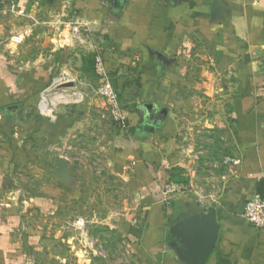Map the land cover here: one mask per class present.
Listing matches in <instances>:
<instances>
[{
    "label": "crops",
    "instance_id": "1",
    "mask_svg": "<svg viewBox=\"0 0 264 264\" xmlns=\"http://www.w3.org/2000/svg\"><path fill=\"white\" fill-rule=\"evenodd\" d=\"M18 7L0 15V115L17 118L1 131L17 126L20 156L55 169L28 201H0V264H93V253L65 231L75 191L69 170L60 176L56 166L59 143L94 122L91 108L60 111L53 123L36 110L45 79L87 77L90 58L110 74L126 118L108 148L134 197V216L117 221L122 242L141 264H190L176 229L214 209L219 237L206 264H264V229L242 216L248 201L264 197V0H18ZM29 132L39 148L24 147ZM16 143L1 147L17 154ZM202 144L218 165L208 173L196 163ZM228 157L239 165H225ZM175 169L187 181L176 183L181 190L168 205L163 193Z\"/></svg>",
    "mask_w": 264,
    "mask_h": 264
},
{
    "label": "rangeland",
    "instance_id": "2",
    "mask_svg": "<svg viewBox=\"0 0 264 264\" xmlns=\"http://www.w3.org/2000/svg\"><path fill=\"white\" fill-rule=\"evenodd\" d=\"M5 12L17 15L19 7L15 10L10 1L0 0V15ZM78 25L77 22H74L75 32H82L83 29ZM90 59L92 60V58ZM91 60H89L90 66L92 65ZM92 71L97 78L91 74ZM89 72L87 77H75L67 72H59L41 83L37 96L36 110L38 113L40 94L43 91L50 92V97L58 93L68 100L67 95L76 93L78 97H73L71 100L73 102L61 103L56 112L58 114L60 111L73 113L78 107H90L89 112L94 120V122H90V126L80 127L63 144L59 143V155L63 156L67 163L75 191L72 204L64 208L66 214H63L62 217L67 223L65 231L75 238L78 246L85 247L87 251L93 253V264H141L138 256L133 254L122 242L116 229L119 219L127 220L134 216V197L129 192L119 170L113 166L109 155V142L115 133L117 122L112 117L109 106L95 91L99 84L97 66L94 65V69ZM62 76H69L70 80L64 79L52 87L53 78ZM97 100L100 101L99 104H94V102L97 103ZM40 118L49 123L54 122L49 118L41 116ZM86 118L82 119L81 117L77 122L84 121ZM7 120L12 122L17 118L8 113L4 116L0 115V153L5 155V159L0 161V172L1 170L6 172L4 174L6 177L0 178V201L14 199V202L19 204L36 196L39 188L50 182L55 167L54 163H51L47 168L43 166L41 168L39 162L25 161V158L20 156L24 148L23 146L19 148L18 145L17 137H20L18 127L13 125L10 131H6L7 135L1 131V125ZM31 135L33 136L29 132L21 139L24 141V147L27 149L39 148L43 142L35 141ZM15 136L16 138H14ZM14 139L15 143L17 142L15 150L17 149L18 152L16 151L17 154L13 153L12 155V151L2 148L1 143L10 145ZM58 140L60 141V139ZM200 146L199 151L196 150V153H199L196 158L197 165L201 164V167L207 171L206 173L209 170H216L218 165L214 162L211 154L206 151V145ZM29 217L32 222L34 218ZM79 221L85 222L84 226L78 225ZM29 229H31V223L30 228L27 227V230Z\"/></svg>",
    "mask_w": 264,
    "mask_h": 264
},
{
    "label": "built area",
    "instance_id": "3",
    "mask_svg": "<svg viewBox=\"0 0 264 264\" xmlns=\"http://www.w3.org/2000/svg\"><path fill=\"white\" fill-rule=\"evenodd\" d=\"M10 1V4L12 5L13 9H18V0H8ZM76 30V27H74ZM97 73L99 76V84L96 88L97 95L102 98L106 104L109 106L112 117L115 119L117 124L122 125L125 123V116L123 114V108L120 103V96L115 88V85L113 84L110 74L106 71L104 65L102 62H98L97 64ZM64 79L70 80L69 76H62V77H55L52 80V87L56 86L57 82L64 81ZM78 87V84H77ZM50 92L43 91L40 94V100L38 104V113L43 118H49L52 121H56L58 118V106L61 103H69L73 102L71 101L73 97L77 98L78 94L73 93L67 95L69 100L58 93H55L53 97H50ZM224 164L227 166H230L232 168L239 165V162L237 159L234 158H226L224 161ZM181 190V187L177 185L176 183H169L165 189H164V200L169 205L171 204L172 199L174 196ZM243 218L253 227L263 230L264 229V197L262 196H256L250 201H248L245 205L243 214ZM81 227L84 226L85 222L79 221L77 223Z\"/></svg>",
    "mask_w": 264,
    "mask_h": 264
},
{
    "label": "water",
    "instance_id": "4",
    "mask_svg": "<svg viewBox=\"0 0 264 264\" xmlns=\"http://www.w3.org/2000/svg\"><path fill=\"white\" fill-rule=\"evenodd\" d=\"M58 174L64 175L67 163L64 159L57 158ZM219 225L214 209L210 212L187 219L176 229V237L184 245V255L190 264H206L211 257L218 237Z\"/></svg>",
    "mask_w": 264,
    "mask_h": 264
},
{
    "label": "trees",
    "instance_id": "5",
    "mask_svg": "<svg viewBox=\"0 0 264 264\" xmlns=\"http://www.w3.org/2000/svg\"><path fill=\"white\" fill-rule=\"evenodd\" d=\"M91 67L93 69V61L91 60ZM91 70V69H90ZM171 179L175 182V183H185L187 180L185 177H183V171L181 169H175L172 171V176Z\"/></svg>",
    "mask_w": 264,
    "mask_h": 264
}]
</instances>
